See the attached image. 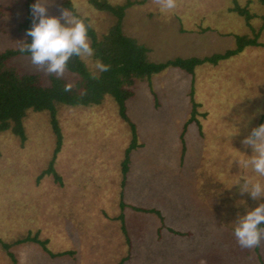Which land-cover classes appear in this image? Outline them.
<instances>
[{
    "label": "rangeland",
    "instance_id": "374dc122",
    "mask_svg": "<svg viewBox=\"0 0 264 264\" xmlns=\"http://www.w3.org/2000/svg\"><path fill=\"white\" fill-rule=\"evenodd\" d=\"M66 1L45 0L47 14L59 17ZM69 1L100 39L117 22L88 0ZM232 2L177 0L174 9L162 10L146 0L125 11L123 33L147 47L154 62L223 52L236 46V35H258L264 44V4L237 0L252 15L248 24L229 12ZM0 6V51L19 48L26 42L17 30L25 0H0ZM82 58L89 70H98L92 56ZM10 63L49 83V74L37 70L31 56ZM62 77L76 80L67 70ZM193 103L199 124L189 119ZM126 106L129 120L110 95L101 104H57L63 144L54 167L62 183L52 174L38 179L57 143L48 111H28L25 141L11 130L0 132V264H15L9 252L16 264H120L128 254L124 264H264V239L247 249L234 236L237 220L264 203V197L239 192L243 178L256 177L239 160L253 154L241 141L264 114V47H245L216 64L203 62L193 73L167 66L149 81L138 80ZM130 122L136 147L123 185ZM36 233L48 241L49 251L37 242H17ZM68 251L74 255H61Z\"/></svg>",
    "mask_w": 264,
    "mask_h": 264
},
{
    "label": "trees",
    "instance_id": "16d2710c",
    "mask_svg": "<svg viewBox=\"0 0 264 264\" xmlns=\"http://www.w3.org/2000/svg\"><path fill=\"white\" fill-rule=\"evenodd\" d=\"M146 0L131 1L127 0L122 5H112L108 0H88L89 4L99 11H106L112 13L117 17V22L113 25L108 33H105L100 39L96 31L91 27L88 29V36L91 47L94 49L92 55L95 61H101L104 64L110 65V70L100 72L99 70L92 72L89 70L87 62L82 57L73 56L68 62L67 71L75 75V82L71 84L65 77H57L49 75V83L45 84L43 76L40 73L24 72L18 66L10 63V61L19 55H29L30 53H21L19 48H5L0 51V132L11 130L18 135L23 141L26 139V131L24 127V119L28 111L35 112L48 111L51 117V124L53 131L57 138L53 158L46 169L42 171L38 179H41L47 174H52L56 181L62 183L61 175L56 171L54 162L57 154L61 151L63 144V134L57 119V104L66 105H83L89 106L93 104H101L106 96H112L119 105L120 115L129 120L127 114L126 102L134 96V86L137 81L144 79L150 80L153 74L162 71L167 66L177 67L188 73H193L194 68L203 63L216 64L219 60L230 58L244 50L249 46H262L256 37L249 38L246 35L235 36L236 46L228 48L223 52L213 53L211 55L199 58L190 56L186 58L174 57L166 61L154 62L148 56L149 49L143 44H140L136 38L129 37L123 33L122 21L125 17V11L134 4L141 5ZM264 4V0H260ZM35 4V0H25L26 13L24 20L18 24L17 30L19 33H24L33 26V16L31 6ZM233 6L229 8V12H234L240 17L244 18L249 24L252 19L247 7L238 5L237 0H233ZM65 8L68 9L74 16L79 19H84L86 24H89L88 19L82 18L75 11L71 1L65 2ZM1 15V6H0ZM32 38L26 36V42L31 43ZM93 75L97 78L93 79ZM66 84H71L72 89L69 92L64 90ZM196 104L192 105V114L190 121L194 120L197 124L198 120L194 118V108ZM264 114L260 116L258 126L262 124ZM189 121H186V123ZM131 123V122H130ZM185 123V124H186ZM257 126V127H258ZM131 143L126 150V157L122 164L123 182L125 185L126 174L129 172V153L131 149L136 147V132L134 124L131 123ZM124 202L120 203L122 209L126 208ZM135 211H143L141 208L131 206ZM147 213H155L159 216L156 210L146 211ZM119 219L123 222V231L126 236L128 244H131L129 234L125 228V216L121 214ZM264 227V225H262ZM168 231L176 233L168 228ZM190 233V232H187ZM177 234H180L177 232ZM187 235V234H180ZM33 241L39 243L46 251H49L46 245L47 240L39 238L38 233L34 236L28 235L25 238L18 239L17 242ZM8 249L9 245L4 243ZM51 253V252H50ZM12 256V261L16 264V256L9 252ZM54 255V254H52ZM61 255H74L73 251L65 252ZM130 259L129 254L124 257L120 264H124Z\"/></svg>",
    "mask_w": 264,
    "mask_h": 264
},
{
    "label": "clouds",
    "instance_id": "9594fccd",
    "mask_svg": "<svg viewBox=\"0 0 264 264\" xmlns=\"http://www.w3.org/2000/svg\"><path fill=\"white\" fill-rule=\"evenodd\" d=\"M162 10L174 9L177 0H153ZM45 0H37L31 6L33 26L26 31V36L32 38L31 43L22 42L19 51L31 54V63L37 70L49 75L62 77L68 68V62L73 56L91 57L94 49L91 47L88 29L84 19L72 15L69 10L61 11L59 17L47 14ZM64 21L62 23L61 21ZM110 65L101 61L96 62L100 72L110 70ZM97 77L93 75V79ZM72 85L66 84L64 90L71 91ZM245 148L252 149V155L239 160L240 167L251 168L256 177L243 178L239 187L241 195L248 193L252 199L260 200L264 197V124L251 130L250 134L242 141ZM240 183V180L234 184ZM234 228V236L242 248L252 249L258 247L264 239V203L247 211L241 216Z\"/></svg>",
    "mask_w": 264,
    "mask_h": 264
}]
</instances>
